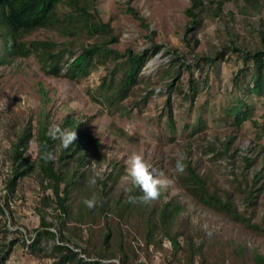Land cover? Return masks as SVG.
<instances>
[{"label": "trees", "instance_id": "obj_1", "mask_svg": "<svg viewBox=\"0 0 264 264\" xmlns=\"http://www.w3.org/2000/svg\"><path fill=\"white\" fill-rule=\"evenodd\" d=\"M231 1L191 0V7L186 10L190 18L186 34L194 37V47L199 46L195 36L201 26V14L206 12L220 18L225 5ZM244 1L254 10L264 8V0ZM98 2L0 0V65L12 64L16 59L35 58L45 74L76 84L87 80L93 70L103 68L105 74L99 86L89 89L87 94L92 103L105 104V111L109 114L123 115L125 103L146 80L142 74L144 67L161 52L162 47L153 43L140 53L131 48L118 50L116 46L121 36L113 27V19L105 21L101 17ZM128 11L136 19L143 20L135 9L129 8ZM256 25L260 45L255 49L242 48L240 36L233 34L228 43L231 46L222 47L212 56H195L200 67L198 64L201 62L205 66H215L217 62L225 61L229 54H236L244 63L234 77L237 91L243 95L252 93L264 97V18L260 17ZM39 30L58 34L62 41L25 40ZM174 60L181 61L180 57ZM179 66L177 71L172 66L164 69L159 73L158 81L171 79L168 90L181 94L193 110L201 83L191 75L186 85L181 79L182 71L184 68L190 71V67L182 62ZM248 72L252 73V83L246 82ZM39 94L41 105L37 132L33 134L34 127L30 124L12 144L11 176L6 180V188L8 195H14L20 181L33 177L49 194L41 199V207L37 209L40 225L34 230L29 246L27 241L20 243V239L8 241L9 230L3 219L8 217L9 211L10 221L15 225V212L9 202L6 203L7 208L0 206V264H6L18 244L27 246L35 259L46 260L48 264H117L116 261L119 264H139L142 254L151 257L150 249L162 252L165 240L172 245L166 264H196L197 260L199 264H264V251L259 246H251L247 241L218 231H200L194 219L187 214L189 208L182 196L163 190L160 199L153 203H142L139 199L130 203L124 189L132 186L123 179L127 175L124 164L111 163V169L97 178L96 185H90L89 179L96 176L90 167L92 160L106 159L100 140L92 133L89 123L77 119L73 112L67 113L54 127L50 112L52 100L42 83H39ZM153 95V90H146V95L136 103V107L147 105ZM249 105L244 96L238 98L226 110L224 120L229 128L235 129H241L250 122L261 138L264 114L261 122L254 120ZM161 115L167 119L169 129L175 130L177 124L171 96H167ZM206 124V120L200 118L198 128L193 129L191 135L203 133ZM190 126V123L185 125L187 129ZM57 127L77 131L76 143L64 149L60 140L53 138ZM114 128L117 134L129 138L124 130L116 125ZM34 139L38 144V154L32 161L26 153ZM208 148L215 159L225 155L214 144ZM48 152L55 154L53 161L42 158ZM260 160L261 170H255L251 178H247V174L235 177L229 181L228 188L219 184L211 174L203 173L198 163L194 165L188 160L183 161L187 166L183 174L177 173L176 162L173 163L170 177L181 190V195L198 208L223 218L254 238L264 239V157ZM244 161L247 169L256 167L257 162L248 158ZM160 169H153L154 174H160ZM93 194L99 203L95 209L89 210L83 200ZM131 195L139 198L142 193L136 188ZM49 208L55 222L47 220ZM260 208L263 212L259 214ZM45 239L55 242L50 247L43 246Z\"/></svg>", "mask_w": 264, "mask_h": 264}, {"label": "rangeland", "instance_id": "obj_2", "mask_svg": "<svg viewBox=\"0 0 264 264\" xmlns=\"http://www.w3.org/2000/svg\"><path fill=\"white\" fill-rule=\"evenodd\" d=\"M191 7V0H99L98 11L105 21L113 19V27L120 34V43L116 48L124 51L131 48L140 53L154 43L161 46V52L150 59L143 69L146 78L134 95L125 103L124 114L105 111L106 105L92 103L87 91L96 89L105 72L103 68L93 70L90 77L81 84L70 82L65 78H55L45 74L35 58L16 59L12 64L0 65V206L6 203L14 210L16 224L8 217L3 220L9 230L8 241L20 239L30 245L34 230L40 225V215L37 209L41 207V199L49 192H44L33 177L20 181L17 192L8 195L6 180L11 176L10 150L17 137L29 127H34L36 134L41 97L39 83H42L52 100L51 115L56 127L67 113L82 121H87L92 133L100 140L106 159H93L91 168L95 174L106 173L111 169V163L124 164L128 167V158L133 153L142 154L147 163L155 168H161V178H167L172 183L165 189L171 195L182 196L188 205L187 214L194 219L200 231H218L225 236L240 238L251 246H259L264 251V239H257L239 228L195 206L171 180L172 164L177 159L198 163L203 173L211 174L215 180L228 188L229 181L235 177L247 174L254 175L255 170H261V158L264 157V134L261 138L258 131L247 122L241 129L229 128L224 120L226 110L238 98L243 96L250 104L254 120L261 122L264 114V97L252 93H239L234 83V77L239 69L244 67L242 59L236 54H229L225 61H219L215 66H205L202 62L197 66L198 55L212 56L221 51L224 46H231V35L240 36L242 48L255 49L260 45L257 36V17L264 18V8L254 10L246 5L244 0H233L224 7L220 18L203 12L199 18L201 26L195 39L199 46L194 47V37L186 34L190 18L186 10ZM133 8L143 20L136 19L128 11ZM55 39L61 40L58 34L48 30H39L27 36L25 40ZM188 42L191 45H188ZM180 57L181 61L174 58ZM188 65L190 71L183 69L182 81L187 85L189 76L201 83L195 107L191 110L190 103L183 100L182 95L168 90L171 79L158 81L159 73L168 67L174 71L180 69L179 63ZM171 67V68H172ZM173 74V72H172ZM252 73H246V82H251ZM159 82V83H158ZM178 84L176 82L175 86ZM252 85V84H251ZM187 88V86H186ZM146 90H153L154 95L147 105L136 107V103L146 95ZM167 96L174 100L176 129L168 127L167 119L161 115ZM161 115V116H160ZM200 118L206 120L203 133L192 136L197 129ZM190 123L189 129L185 127ZM124 130L129 138L116 133L114 126ZM234 138V139H232ZM227 143L230 144L227 146ZM214 144L218 151L225 155L215 159L209 146ZM38 144L32 140L26 153L32 161L36 160ZM245 158L257 162L255 168H248ZM113 170V169H112ZM98 176V177H99ZM125 183H130L123 178ZM249 180V179H248ZM9 196V199L6 198ZM47 220L55 222L53 212L49 208ZM263 212L260 208L259 214ZM55 241H43V246L50 247ZM75 242V241H74ZM18 244L7 259L6 264H48L46 260H37L28 247ZM162 252H154L150 258L141 255L139 264H166L170 257L172 245L168 240L163 243ZM117 264L120 262L116 261ZM196 264H199L197 260Z\"/></svg>", "mask_w": 264, "mask_h": 264}, {"label": "clouds", "instance_id": "obj_3", "mask_svg": "<svg viewBox=\"0 0 264 264\" xmlns=\"http://www.w3.org/2000/svg\"><path fill=\"white\" fill-rule=\"evenodd\" d=\"M259 19V17H257ZM54 139H59L61 146L64 149L70 148L78 140L77 131H71L67 129H61L57 127L53 135ZM46 161H53L55 154L52 152L45 153L42 157ZM127 175L126 179L130 181L132 187L125 188L124 192L127 195V199L130 203L139 202L150 204L160 199L162 191L167 189L172 183L167 178H161L162 174H154L152 166L146 162L145 157L142 154L133 153L127 161ZM186 164L183 159H177L176 171L179 174H183L186 170ZM99 174L89 179L88 183L95 186ZM102 178V177H101ZM138 188L142 193L139 198L131 195L133 189ZM99 201L98 197L93 194L90 198H85L83 204L89 210H93L97 207Z\"/></svg>", "mask_w": 264, "mask_h": 264}, {"label": "built area", "instance_id": "obj_4", "mask_svg": "<svg viewBox=\"0 0 264 264\" xmlns=\"http://www.w3.org/2000/svg\"><path fill=\"white\" fill-rule=\"evenodd\" d=\"M76 251H79V250H76Z\"/></svg>", "mask_w": 264, "mask_h": 264}]
</instances>
